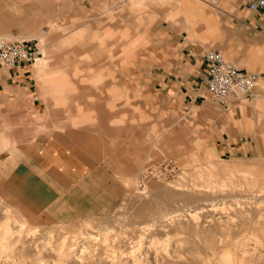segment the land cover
<instances>
[{"label":"rangeland","instance_id":"rangeland-1","mask_svg":"<svg viewBox=\"0 0 264 264\" xmlns=\"http://www.w3.org/2000/svg\"><path fill=\"white\" fill-rule=\"evenodd\" d=\"M141 3L0 0V38L34 46L44 105L25 117L0 94V264H264V148L221 154L209 95L177 112L129 88L145 69ZM40 133L95 148L104 181L65 197L26 179L8 155Z\"/></svg>","mask_w":264,"mask_h":264},{"label":"crops","instance_id":"crops-1","mask_svg":"<svg viewBox=\"0 0 264 264\" xmlns=\"http://www.w3.org/2000/svg\"><path fill=\"white\" fill-rule=\"evenodd\" d=\"M140 1L142 5H133L132 10L150 15L144 24L145 69L135 72L139 85L129 88L150 107L190 112L208 99L206 53L221 52L238 68L260 74V80L246 99H232L231 107L223 108V116L207 114L206 138L216 143L221 154L259 155L264 148V10H250L248 0ZM97 43L104 46L101 39ZM112 46H108L109 53L114 52ZM30 64L0 67V94L25 117H35L44 108L34 70L27 67ZM17 149L8 155L17 161L8 163L18 172H27L26 179L31 174L33 178L45 176L46 187L60 190L65 197L81 182L89 188L91 183L104 181L106 165L98 162L95 148L88 144H84V154H79L59 136L40 133ZM4 232H9V224Z\"/></svg>","mask_w":264,"mask_h":264},{"label":"built area","instance_id":"built-area-1","mask_svg":"<svg viewBox=\"0 0 264 264\" xmlns=\"http://www.w3.org/2000/svg\"><path fill=\"white\" fill-rule=\"evenodd\" d=\"M121 3L130 0H119ZM252 11L264 10V0H248ZM36 51L32 44L25 41H10L0 38V66L12 67L17 64L33 62ZM207 70L205 85L210 98L219 106L228 109L232 99L242 101L252 94L260 80L257 72H248L238 68L225 59L219 51L206 53Z\"/></svg>","mask_w":264,"mask_h":264}]
</instances>
